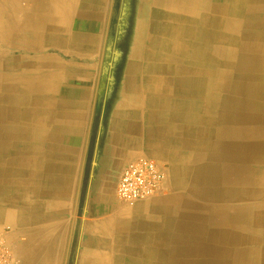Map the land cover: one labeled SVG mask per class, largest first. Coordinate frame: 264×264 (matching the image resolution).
Returning <instances> with one entry per match:
<instances>
[{"label": "crops", "instance_id": "0c3cea01", "mask_svg": "<svg viewBox=\"0 0 264 264\" xmlns=\"http://www.w3.org/2000/svg\"><path fill=\"white\" fill-rule=\"evenodd\" d=\"M112 2L0 0L7 246L20 264H264V0H134L104 118ZM235 26L243 40H218ZM138 158L166 178L127 207L116 187Z\"/></svg>", "mask_w": 264, "mask_h": 264}, {"label": "built area", "instance_id": "2783aa9c", "mask_svg": "<svg viewBox=\"0 0 264 264\" xmlns=\"http://www.w3.org/2000/svg\"><path fill=\"white\" fill-rule=\"evenodd\" d=\"M166 174L164 168L147 158H138L125 166L119 177L116 196L128 207L158 197L163 189ZM0 232V264H20L7 246L5 233Z\"/></svg>", "mask_w": 264, "mask_h": 264}, {"label": "rangeland", "instance_id": "374dc122", "mask_svg": "<svg viewBox=\"0 0 264 264\" xmlns=\"http://www.w3.org/2000/svg\"><path fill=\"white\" fill-rule=\"evenodd\" d=\"M134 5V0H113L112 2L110 24L100 75V82L103 78L105 79L108 91L107 98L109 97L111 100L130 48L134 28ZM101 115V112L100 114L98 113V117Z\"/></svg>", "mask_w": 264, "mask_h": 264}, {"label": "bare ground", "instance_id": "6f19581e", "mask_svg": "<svg viewBox=\"0 0 264 264\" xmlns=\"http://www.w3.org/2000/svg\"><path fill=\"white\" fill-rule=\"evenodd\" d=\"M233 2V1H232ZM156 5V4H155ZM146 7V6H145ZM223 7V6H222ZM155 9H156V7H155ZM154 9V10H155ZM222 9V8H221ZM220 9V10H221ZM242 9V8H241ZM249 9V8H248ZM147 11V10H146ZM234 11V10H233ZM237 11V10H236ZM239 11H240V9H239ZM161 12V11H160ZM171 12H173V11H171ZM238 12V11H237ZM246 12H248V11H246ZM164 13V12H163ZM233 13V12H232ZM146 14H147V12H146ZM149 14V13H148ZM154 14V29L155 30H158V31H161V32H163V29L161 28V27H159V25H158V17H159V13H156V11L153 13ZM170 14V13H169ZM195 14V13H194ZM193 13L190 15V16H195ZM139 15V14H138ZM162 15V14H161ZM160 15V16H161ZM237 15H239V13L237 14H235V16L237 17ZM163 17V16H162ZM182 18V17H181ZM181 18H180V14H172V16H171V20H174L175 22H181L180 20H181ZM195 19H197V18H195ZM147 21H148V19H147ZM173 21V22H174ZM188 21V20H187ZM196 22V21H195ZM223 22V21H222ZM249 22V21H248ZM149 23V25H150V22H148ZM236 23V22H235ZM243 24V23H242ZM263 24V23H262ZM174 25V24H173ZM251 25V24H250ZM186 26V25H185ZM193 26V25H192ZM247 26V25H246ZM244 27V26H243ZM263 27V26H262ZM148 28V27H147ZM184 28V27H183ZM183 28H180V27H178V24L176 23V27L174 28V37H176V38H178V37H181V38H185L186 37V39L188 40L189 38H192V37H194V33H193V31H194V29L192 28V29H190L188 26H186V28L185 29H183ZM264 28V27H263ZM227 29H229V28H227ZM242 29H244V28H242ZM255 29V28H254ZM261 31V30H260ZM263 31V30H262ZM154 33V32H153ZM197 34V33H196ZM146 35V34H145ZM243 33H242V30H240V28L239 27H237V26H235L233 29H231V30H225V29H219L218 30V40H243ZM248 35V34H247ZM255 35V34H254ZM250 37V36H249ZM246 38V37H245ZM172 39V38H171ZM175 39V38H174ZM247 40V39H246ZM233 42V41H232ZM224 45V44H223ZM162 46V45H161ZM162 48V47H161ZM236 49V48H235ZM173 52V51H172ZM238 53V52H237ZM248 53V52H247ZM219 54V53H218ZM220 55V54H219ZM218 55V56H219ZM224 54H222V56H223ZM226 60V59H225ZM167 69V68H166ZM225 71V70H224ZM231 71V70H230ZM239 74V73H238ZM219 78V77H218ZM236 80V79H235ZM225 81V80H224ZM231 81V80H230ZM223 82V81H222ZM231 83V82H230ZM251 85V84H250ZM246 86V85H245ZM243 88V87H242ZM231 89V88H230ZM261 91V90H260ZM221 92V91H220ZM262 92V91H261ZM224 94V93H223ZM234 94H235V92H234ZM263 96V95H262ZM222 112V111H221ZM227 112V111H226ZM225 119V118H224ZM234 121V120H233ZM223 124H224V122H223ZM228 134V133H227ZM239 145V144H238ZM249 145V144H248ZM254 145V144H253ZM258 145V144H257ZM251 146V145H250ZM254 148V147H253ZM255 149V148H254ZM253 150V149H252ZM252 152V151H251ZM254 170V169H253ZM256 170H258V169H256ZM255 171V170H254ZM262 173H263V171H262ZM236 174V173H235ZM252 174V173H251ZM238 175V174H237ZM256 178V177H255ZM261 179V178H260ZM257 185V184H256ZM252 194V193H251ZM137 205V204H136ZM128 207V206H127ZM111 254V253H110ZM114 263V262H113Z\"/></svg>", "mask_w": 264, "mask_h": 264}, {"label": "trees", "instance_id": "16d2710c", "mask_svg": "<svg viewBox=\"0 0 264 264\" xmlns=\"http://www.w3.org/2000/svg\"><path fill=\"white\" fill-rule=\"evenodd\" d=\"M105 87H106V83H105V79L103 78L102 81L100 82V88L103 90ZM102 94L104 97V93H102ZM111 103H112V100L107 98L105 101V104H104L103 113H102V110L100 108L102 105H99L97 108L98 113L100 114V112H101L104 118H106L108 113H109Z\"/></svg>", "mask_w": 264, "mask_h": 264}, {"label": "water", "instance_id": "95a60500", "mask_svg": "<svg viewBox=\"0 0 264 264\" xmlns=\"http://www.w3.org/2000/svg\"><path fill=\"white\" fill-rule=\"evenodd\" d=\"M109 24H110V18H109V22H108V28H109ZM108 28H107L106 40H107V36H108ZM106 40L104 41V47H103L102 59H101V66H100V73H99V78H98V84L97 85H99V82H100V77H101L100 75H101V69H102V62H103V58H104V51H105V47H106ZM93 116H94V110L92 112V119H93ZM89 136H90V132H89V135H88V142H89ZM79 191L80 190H78L77 198H78V195H79ZM76 207H77V202H76Z\"/></svg>", "mask_w": 264, "mask_h": 264}]
</instances>
